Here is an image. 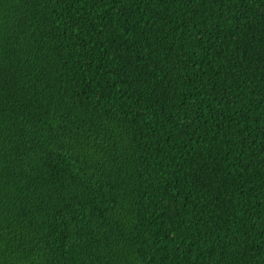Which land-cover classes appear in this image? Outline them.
Returning a JSON list of instances; mask_svg holds the SVG:
<instances>
[{
    "label": "trees",
    "instance_id": "trees-1",
    "mask_svg": "<svg viewBox=\"0 0 264 264\" xmlns=\"http://www.w3.org/2000/svg\"><path fill=\"white\" fill-rule=\"evenodd\" d=\"M0 264H264V0H0Z\"/></svg>",
    "mask_w": 264,
    "mask_h": 264
}]
</instances>
